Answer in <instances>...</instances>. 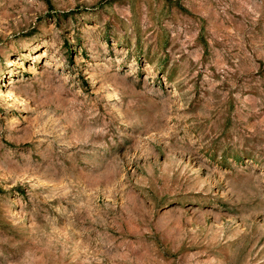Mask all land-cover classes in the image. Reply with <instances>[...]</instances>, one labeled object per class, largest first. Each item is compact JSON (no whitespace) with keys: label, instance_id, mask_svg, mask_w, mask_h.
I'll list each match as a JSON object with an SVG mask.
<instances>
[{"label":"rangeland","instance_id":"374dc122","mask_svg":"<svg viewBox=\"0 0 264 264\" xmlns=\"http://www.w3.org/2000/svg\"><path fill=\"white\" fill-rule=\"evenodd\" d=\"M0 264H264V0H0Z\"/></svg>","mask_w":264,"mask_h":264}]
</instances>
